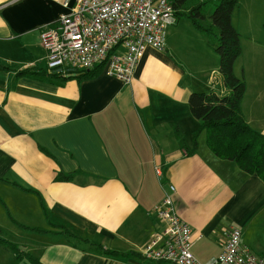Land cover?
I'll return each instance as SVG.
<instances>
[{"label":"crops","instance_id":"crops-1","mask_svg":"<svg viewBox=\"0 0 264 264\" xmlns=\"http://www.w3.org/2000/svg\"><path fill=\"white\" fill-rule=\"evenodd\" d=\"M63 2L0 0L2 237L44 264H163L107 256L81 238L141 254L163 226L155 208L174 187L178 212L203 237L193 248L200 261L222 253L232 227L243 246L263 255L264 182L217 158L205 133L193 155L175 135L178 127L192 147L200 125L192 93L229 94L211 47L218 29L200 20L212 30L203 33L177 16L165 50L147 47L130 84L105 72L58 80L47 76L40 35L68 12ZM263 22L264 0H239L232 24L242 54L234 70L246 83L244 119L264 135ZM26 69L40 79L18 77ZM70 173L72 181H57ZM0 264L31 263L0 246Z\"/></svg>","mask_w":264,"mask_h":264},{"label":"built area","instance_id":"built-area-1","mask_svg":"<svg viewBox=\"0 0 264 264\" xmlns=\"http://www.w3.org/2000/svg\"><path fill=\"white\" fill-rule=\"evenodd\" d=\"M68 11L53 27L42 31L47 70L73 76L102 66L103 72L130 84L147 47L163 51L166 34L178 23L170 0H64ZM156 173L161 175L157 167ZM171 187L155 208L163 226L141 248L142 256L163 264H264V254L255 255L241 243L242 232L232 227L222 244V253L207 262L193 253L202 235L178 212Z\"/></svg>","mask_w":264,"mask_h":264},{"label":"trees","instance_id":"trees-1","mask_svg":"<svg viewBox=\"0 0 264 264\" xmlns=\"http://www.w3.org/2000/svg\"><path fill=\"white\" fill-rule=\"evenodd\" d=\"M176 10V15L192 20L196 28L203 33H211L199 22L205 19L204 10L212 0H170ZM219 1L211 15L212 27L218 29L214 38L215 45H211L214 53L219 58V71L229 94L219 96L214 92H194L189 98V106L193 116L200 122L199 128L193 135L192 147H188L184 135L178 127L176 138L179 146L188 155L196 153L200 136L205 133L206 144L211 152L219 159L234 162L240 170L248 175H256L264 182V135L255 130L244 119L242 103L246 94V83L235 74V63L242 54L241 36L232 24V16L239 5V0H214ZM264 26V22H263ZM218 35V36H217ZM217 38V42H216ZM48 72V71H47ZM103 72V67L92 71L78 72L73 76L47 73V76L66 80L78 78L79 81L98 77ZM40 73L26 69L18 73V77L39 78ZM74 174L60 175L57 181L70 182ZM26 228V227H25ZM64 228V227H63ZM66 229V228H64ZM40 232H47L39 230ZM63 232V231H62ZM64 234L76 237L68 229ZM0 228V246L10 249L17 260H26L31 264H44L39 258L33 256L12 241L2 237ZM88 242L91 247L107 256L132 257L147 261L139 253H118L104 248L99 244Z\"/></svg>","mask_w":264,"mask_h":264},{"label":"rangeland","instance_id":"rangeland-1","mask_svg":"<svg viewBox=\"0 0 264 264\" xmlns=\"http://www.w3.org/2000/svg\"><path fill=\"white\" fill-rule=\"evenodd\" d=\"M206 1V0H205ZM219 4V1H214L212 0L205 8L204 10V16H205V19L201 20L202 22L205 20L206 22L208 23H211L212 25V21H211V18L210 16L213 14L214 10L216 9V5ZM174 27V26H173ZM172 29L171 27L168 29V31ZM167 31V33H168ZM218 36V35H217ZM214 41V40H212ZM216 42H217V38H216ZM15 243V242H14ZM254 254V253H253ZM256 255V254H255Z\"/></svg>","mask_w":264,"mask_h":264}]
</instances>
